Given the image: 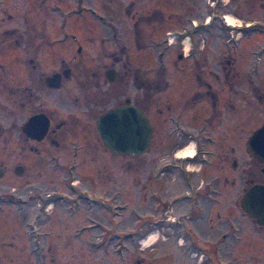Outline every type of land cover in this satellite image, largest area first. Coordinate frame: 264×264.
Returning a JSON list of instances; mask_svg holds the SVG:
<instances>
[{"label":"rangeland","instance_id":"374dc122","mask_svg":"<svg viewBox=\"0 0 264 264\" xmlns=\"http://www.w3.org/2000/svg\"><path fill=\"white\" fill-rule=\"evenodd\" d=\"M0 10L2 50H15L19 58L23 50H39L37 60L46 73L57 69L58 59L69 64L72 77L59 91H44L39 103L67 120L77 116L79 125V134L72 140L67 136L65 146L53 153L45 147L28 150L19 130L3 134L5 164L12 169L21 163L25 169L19 175L9 169L0 180L7 195L16 196L0 199V242L14 243L1 264H264V228L239 206L249 181L264 182V173L244 149L246 137L264 122V102L258 98L264 97V0H0ZM224 14L238 25H227ZM33 30H43L47 38H33ZM135 36L142 50L135 49ZM178 50L187 54L183 64L193 67L198 61L202 67L205 62V164L185 163L193 181L205 189V199L177 210L174 204L168 214L179 216L185 227L161 230L157 224L169 194L186 188L181 176L178 187L170 185L171 177L153 178V162L173 159L170 148L178 140L164 139L167 146L162 148L157 142L152 145L145 156L151 165L143 166V179L138 160L142 154L122 156L100 146L95 141L93 106H81L93 98L99 102L97 109L109 108L112 101L122 100L123 92L138 100L134 79L158 78L159 66L171 80L173 94H184L188 86L201 90L189 71L180 75L171 65ZM114 56L122 57L116 64L117 80L107 83L103 72ZM2 63L6 74L2 73L0 122L20 125L28 110L23 107L21 117L14 118L8 93L20 71L10 55ZM21 72L25 75L24 68ZM93 75L99 84L90 88ZM208 90L215 95L207 97ZM148 99L154 120L156 97L152 93ZM195 117L186 116V121L198 129L202 123ZM191 137L190 141L195 136ZM73 161L77 166L63 172ZM72 179L75 202L68 194ZM44 190L49 214L40 211L35 231L48 230L50 237L43 248L45 257L41 252L34 260L30 235L36 233L31 234L27 223L36 204L42 203L38 197ZM151 192L160 195L158 201L150 198ZM157 203L162 206L156 210ZM145 227L153 238L144 242Z\"/></svg>","mask_w":264,"mask_h":264},{"label":"flooded vegetation","instance_id":"af4514ba","mask_svg":"<svg viewBox=\"0 0 264 264\" xmlns=\"http://www.w3.org/2000/svg\"><path fill=\"white\" fill-rule=\"evenodd\" d=\"M132 6L133 4H130L129 8L126 9L127 14L130 13V8H132ZM130 18H134V16H130ZM33 31H34L33 38H37L38 36H41V35L43 38L45 37L47 38L43 30L42 31L33 30ZM1 34H2V27H1V15H0V39H1ZM135 39L136 41L133 42L135 49L142 50L141 46H143V43L141 42V40H138L136 36H135ZM40 45L41 44H39L38 46ZM76 50L77 52H80L81 47L79 44ZM23 52L24 54H22L21 58H19V55L17 53L15 54V50H2L0 48V92H1V88L4 83V81H2V73L4 72L6 74V68L4 64L2 63V60L10 55V58L12 59L14 58L13 64H14L15 69L17 68V71H20V74H19L20 79H17L16 85L10 86V89L8 90V93L12 97V100H11L13 104L12 106H15V110H13L15 111V113L14 115L13 114L12 115L14 118H18V117H21L20 113L23 107L24 109L28 110V115L24 116L25 118H22L20 125L18 123H15L12 126H6V125L3 126L1 125V122H0V140H2V136L4 133L6 132L9 133V132H12L13 130L14 131L19 130L20 134L24 136V138L28 142L27 149L30 151L39 152L40 147H45L48 149V151H51V152L54 149L55 150L61 149V147L65 146L67 136H68L67 138L72 140V138H74L75 136L79 134L77 130L79 126L77 123L78 117L74 115L71 117V120H67L66 119L67 117H64V116L61 117L56 112L51 111L48 108H44L43 106H41V103H39V101L41 100V94L44 91H47V92L59 91L60 89H62V87L64 86V83L72 77L71 75L72 69L69 66V64L66 63L64 60L58 59V64L56 67L57 69L52 70V72L50 73H46L43 70L42 64L37 60V55H38L37 52H39V50H36V52H34V50H23ZM174 57H176V59H174V62H171V65L176 67L175 70L180 75L184 74L185 71H189V75H191L193 79L196 81V83L199 84V87L202 88L201 90L195 89V91H193V88L191 86H188L184 94L183 93L173 94L172 82H170L171 80L166 77L165 69L159 66L157 68L158 78L151 79V80H146L142 77L141 79L139 78L138 80L134 79L133 86H135L137 90L136 94H137L138 100L136 99L135 95L133 96V99L131 100L130 98L131 94H129L130 92L128 93L123 92L124 95L122 96V100L112 101V105L109 108L107 107L103 108L105 107L103 106L101 107L103 109H100V108L97 109L96 107L98 106L99 102H96L93 98H89L81 106L82 108H85V109L91 108V106H93L94 110L92 114L95 115V125H94L95 141L99 140L101 143L100 146L104 148L106 147L103 145L99 137V134L97 132V129H96V119L100 116V114H102L103 112L111 108L124 105V104H132L138 107L143 113H145V115L148 117L149 122L151 124V137L149 141L148 150L143 152L144 154L141 153L142 159L141 158L138 159L140 162V168L142 170L141 177H143V179H144V176H143L142 168L147 162L146 161L147 159L145 158V156L148 155V153L151 151L152 145L153 144L155 145V143L157 142L158 147L162 148V147L167 146L166 145L167 142H165V140L169 141L171 138L173 139L175 138L178 140L177 142H175V144H172L170 148L171 153H173V156H174L173 159L156 160V163L153 162L154 164L153 178L157 180V179L163 178L164 176L167 178L171 177L172 180L170 182V185L172 186L173 184L174 186L178 187V185L180 184L179 179L181 176L184 179L183 182L186 188V190L183 192L179 191L174 194L171 193L169 194V196L166 193H169L171 190L164 191L165 194L163 197L168 196L166 202L164 203V206L161 208L162 206L161 203H157L155 205L156 210L158 208L163 209L159 215L160 218L157 224L161 230L169 229L172 226L174 227L175 225L180 226L182 228L185 227L184 223H180V219L178 218L179 216L172 218L171 215L168 214L174 211L173 209L174 204L176 205L175 209L177 210L179 206L185 203L188 204L189 202L190 204H194L200 199H205V189L201 188L202 186L198 185L197 181L196 183L193 181L192 172H191L192 170L187 167V164H185L186 162H189V161H192L195 163L198 160L199 162H201V164L202 163L205 164V69H204L205 62L202 64L203 65L202 67L198 64V61L194 62V65L192 63L193 67L188 66V64L186 63L183 64V61L186 59L187 54L185 53V51L182 52L180 50L176 52V55ZM121 59H122L121 56H114L113 62L110 64L109 67H107L104 70L103 76H104V80L107 83H112L117 80L118 72L116 69V64L120 62ZM226 64L231 65V61L226 60ZM23 68L25 69V75H23L21 72ZM53 75H56V78L47 79V77H52ZM135 78H138V76H135ZM92 80L93 81L90 84V88L96 85L98 86L99 80H98V77H96V75H93ZM184 81L187 82V80L185 79ZM128 83L129 82L126 83V87H125L126 90H127ZM4 88L6 89L7 87H4ZM152 93L156 97L155 102H154V109H153V113L155 114L154 120H152V117L150 114L151 101L148 99L151 97ZM94 95L95 94L93 93L92 97ZM214 95L215 94L212 91L210 90L207 91V94H206L207 97L214 96ZM258 98L261 102H264V97L262 95H258ZM106 101H110V98H107ZM214 102H215V99L214 101L212 99V103ZM199 110H201V115H199ZM39 114H42L43 116H45L48 123H47V128L45 130L44 135L40 139H36L26 134V132L24 131V125L30 117L36 116ZM195 115L201 119V123H202L200 124V127L198 129L195 128V126H193V123L189 124L188 121H186L187 120L186 116L194 120V118H196ZM0 120H1V116H0ZM164 133H165V138H164ZM198 134H200V136ZM192 135L195 136L194 139L191 140L195 145L194 154L191 157H188L187 161L180 160L182 158L175 159L176 151L181 149V147L183 148L185 145L191 142L190 139L192 138L191 137ZM6 146H7L6 143H2V142L0 143V180L8 176L7 172H9V169H10L5 164V160L1 157L2 156L1 151H4ZM78 154L79 153H77L76 151L74 152L75 156ZM199 155L202 156L201 159L196 158V156H199ZM4 156L6 157L7 154H5ZM253 160L258 164L261 172L264 173V171H262V167L264 163L263 164L259 163L255 159ZM76 162L77 161L70 162L68 164V167L66 166L67 169L66 167L65 169L63 168V172L67 173V172L72 171V169L77 166ZM236 164H237L236 159H233L232 166L234 167L236 166ZM150 165L151 164H149V166ZM61 166L62 164H59L58 168H61ZM24 169L25 168L21 163H18V164L15 163V165L12 166V169H10V171L19 175L24 171ZM141 177L139 179L142 181ZM73 180L74 179L69 180L70 188H72V191L68 192V194H70L71 196H74V194L76 193V190H75L76 185L74 184ZM252 183L264 184V182L262 181H258V182L249 181L248 186ZM2 188L3 187L0 184V199L9 197V196H11V198H14V199L16 198L14 194H10L8 196L6 188L4 189ZM40 193L42 194H40L41 196L38 198H41L42 203L36 204L37 205L36 209L34 213L31 214L32 217L31 219H29L27 223V226L31 234L33 232L36 233L34 236L30 235L31 248H33L30 254L33 255L34 260H37V257L39 255L41 256V252H42V258L43 256L45 257V255L43 254V248L46 246V238L50 237L48 230H42L40 233L35 231L37 230V227H38L37 221L41 215L40 211H45V209L47 210V208H45L46 204L43 202L47 201L48 198L46 196L48 192H45L44 190ZM143 193L145 194V192ZM149 196L152 200L154 198L155 201H158V199L160 198V195L158 196V194L153 193V192H151ZM75 198L76 197L74 196L73 198L74 202H75ZM143 198H146V197L143 196ZM45 213L49 214V212L47 211H45ZM255 225L258 226L260 229L264 228V226H259L256 223ZM4 226L7 227L6 222ZM4 230L5 229H3V232L5 234ZM7 231L9 230L6 228V234H7ZM148 231L149 230H147L145 227L143 231V235H145V237L148 236V234L146 235ZM4 234L2 233V235ZM180 236L177 235L176 238L178 240L180 238L183 241V244L178 241V243L181 244L180 246H182L184 245L186 241L184 240L183 237H180ZM12 247H14V243L12 242V240H10L7 243L0 242V264L3 262V260H6V258L8 257L7 254L11 252ZM51 248H52L51 246L47 247L46 255H47V252L51 251ZM52 252L54 253L55 251H52ZM11 261L12 259L9 260V262Z\"/></svg>","mask_w":264,"mask_h":264},{"label":"water","instance_id":"95a60500","mask_svg":"<svg viewBox=\"0 0 264 264\" xmlns=\"http://www.w3.org/2000/svg\"><path fill=\"white\" fill-rule=\"evenodd\" d=\"M52 78L56 75L47 77ZM47 123L42 114L32 116L25 123L24 131L32 138L40 139ZM96 129L103 145L114 154L133 157L148 150L151 124L145 113L132 104L120 105L100 114ZM244 149L251 158L264 163V122L246 137ZM239 206L257 225L264 226V184H250L240 196Z\"/></svg>","mask_w":264,"mask_h":264},{"label":"bare ground","instance_id":"6f19581e","mask_svg":"<svg viewBox=\"0 0 264 264\" xmlns=\"http://www.w3.org/2000/svg\"><path fill=\"white\" fill-rule=\"evenodd\" d=\"M224 19H225V22L227 25L229 26H237L238 24H235L232 19L230 18V16L224 14L223 15ZM210 20V17L207 18L206 22H208ZM195 152V145L194 143L191 141L189 142L187 145H185L183 148L179 149L176 151V157H181V158H185V157H191ZM152 239L153 238V234H149L145 239H144V242L145 240L147 239ZM146 240V241H147Z\"/></svg>","mask_w":264,"mask_h":264}]
</instances>
